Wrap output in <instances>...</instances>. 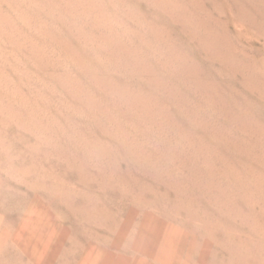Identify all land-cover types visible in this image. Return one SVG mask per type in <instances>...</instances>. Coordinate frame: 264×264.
<instances>
[{"label": "rangeland", "instance_id": "1", "mask_svg": "<svg viewBox=\"0 0 264 264\" xmlns=\"http://www.w3.org/2000/svg\"><path fill=\"white\" fill-rule=\"evenodd\" d=\"M233 1L0 0L4 264L28 210L75 263L264 264V0Z\"/></svg>", "mask_w": 264, "mask_h": 264}, {"label": "bare ground", "instance_id": "2", "mask_svg": "<svg viewBox=\"0 0 264 264\" xmlns=\"http://www.w3.org/2000/svg\"><path fill=\"white\" fill-rule=\"evenodd\" d=\"M237 1V0H236ZM228 2V0H227ZM232 2H235L232 0ZM226 5V4H225ZM248 14V13H247ZM248 45V44H247ZM93 82V81H92ZM98 85V84H97ZM149 100V99H148ZM146 102V101H145ZM116 130V129H115ZM145 153V152H144ZM25 164V163H24ZM37 165V164H36ZM21 166V165H20ZM38 168V167H37ZM9 173V172H8ZM7 173V176L9 175ZM6 176V178H7ZM181 176V175H180ZM11 179V178H10ZM14 179V178H13ZM17 180V179H16ZM12 181V180H11ZM22 182V181H21ZM21 184V183H20ZM24 185V184H23ZM20 186V185H19ZM21 187V186H20ZM19 187V188H20ZM24 188V187H23ZM29 188V187H28ZM27 188V189H28ZM2 189V186H1ZM12 190H14V187L11 188ZM9 190H1L0 191V208H2V213L4 217H9L10 216V211L9 210H4V205L5 203H8L10 205L14 206L18 205L20 208V203H22L24 200V198H26V196L24 197L20 192L21 191H10ZM18 189V188H17ZM24 190V189H23ZM28 191V190H27ZM26 193V192H25ZM24 191L23 194L25 195ZM45 195V194H44ZM53 196V195H52ZM30 197V196H29ZM29 197L27 199H29ZM42 197V196H41ZM47 197H45L46 199ZM53 198V197H51ZM50 198V199H51ZM49 199V198H48ZM47 201H50V199ZM52 200V199H51ZM55 201V200H53ZM51 202V201H50ZM57 204V203H56ZM59 205V203L57 204V206ZM51 206V205H49ZM55 206V205H54ZM21 208L22 205H21ZM17 209V208H16ZM58 209V207H57ZM56 209V210H57ZM60 211V210H59ZM58 210L56 212H59ZM22 212V211H21ZM62 212V211H60ZM23 213V212H22ZM21 213V214H22ZM21 214L19 216H21ZM65 214V213H64ZM13 215V213H12ZM66 215V214H65ZM36 216L35 219H33V217ZM62 216V215H61ZM7 217V218H8ZM18 217V216H17ZM63 217V216H62ZM67 217V215H66ZM6 218V219H7ZM13 219V217H11ZM15 218V217H14ZM21 218V217H20ZM65 218V217H64ZM63 218V219H64ZM5 219V218H3ZM2 219V220H3ZM10 219V218H9ZM12 219L9 220V222L12 221ZM46 218L44 216H42L41 214H37L36 211L34 210H28L27 213L25 214V217L23 216V218L21 220H19V218L17 219L18 221H20V232H26L27 233V237L31 240H33L36 243L37 249L34 250L31 255L33 257V259L35 260L36 264H41V262L43 261V259L46 256L50 255V258L52 259V264L54 262L58 263L60 260H64V261H60L62 262L61 264H70L71 260H68L69 258L67 257V253L68 256H70V258L73 260V264H110L109 263V259L111 257L110 252H108L107 254L101 252V251H95V250H91L87 255L85 254V256H83L79 262L75 263V255L77 254L76 250L69 248L68 246L65 244V240L67 237L66 236V230L61 229V231H59V229H57V227H55V225H52L50 222L45 220ZM69 219V218H68ZM8 220V219H7ZM64 220H67L66 218ZM6 221V220H5ZM71 222V221H70ZM69 222V223H70ZM14 223V229L15 227ZM13 225V224H12ZM66 226V225H65ZM7 227V226H6ZM13 227V226H12ZM5 228V227H4ZM71 228V227H70ZM69 228V229H70ZM11 230V228H10ZM6 231L8 232V230L6 229ZM68 231V230H67ZM2 232V231H1ZM17 232L16 235L14 236L13 240L15 241V245L17 247H19V242H17L16 240H19L21 237V233ZM9 233V232H8ZM68 233V232H67ZM12 235V234H11ZM3 236V235H1ZM10 238V237H9ZM1 241V239H0ZM6 242H9V240H7ZM11 244V243H10ZM13 245V244H11ZM10 245V246H11ZM34 245V244H33ZM71 245V244H70ZM10 246H3L0 247V256H4L5 258L4 261L0 260V264H4L6 262V260L9 259H15V260H19L21 261V257L19 256L18 252L15 251L14 248L10 247ZM14 246V245H13ZM67 246V247H66ZM72 246H74V244L72 243ZM77 248V247H76ZM75 248V249H76ZM81 249V247H78ZM23 253H25V249H21L19 247V250ZM81 253V252H80ZM26 254V253H25ZM65 255V256H63ZM81 255V254H80ZM49 258V257H48ZM27 260V259H26ZM50 260V259H49ZM66 260V261H65ZM77 260V259H76ZM59 262V264H60ZM20 263V262H19ZM28 263V261H27ZM71 263V264H72ZM24 264V263H23ZM29 264V263H28ZM48 264V263H47ZM55 264V263H54Z\"/></svg>", "mask_w": 264, "mask_h": 264}]
</instances>
